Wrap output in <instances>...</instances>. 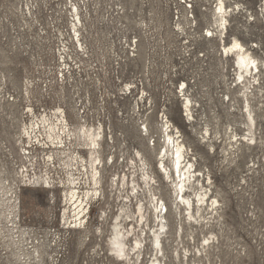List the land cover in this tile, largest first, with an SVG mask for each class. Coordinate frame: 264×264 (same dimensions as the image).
Segmentation results:
<instances>
[{"label":"rangeland","instance_id":"1","mask_svg":"<svg viewBox=\"0 0 264 264\" xmlns=\"http://www.w3.org/2000/svg\"><path fill=\"white\" fill-rule=\"evenodd\" d=\"M218 4L0 0V180L8 179L20 199L13 223L0 215V264H150L149 238L144 258L131 262H121L108 247L113 218L128 192L132 195L115 175L140 178L141 158L154 172L158 198L169 209L163 264H264V67L253 93L248 92L256 123L250 133L242 91L248 82L241 84L237 76L235 53L223 51L236 38L264 66V0H227L232 15L224 36L215 24ZM75 5L82 15L83 48L73 40ZM186 98L192 104L190 117ZM58 108L74 133L85 122L89 128L103 126V159L114 157L102 173L105 195L89 200L82 229H73V214L65 212L70 205L64 191L72 171L60 152L80 151L90 162L88 151H82L86 143L77 136L60 148L59 139L39 136L41 127L33 140L23 136L25 125L40 123ZM167 120L169 130L179 131L176 136H181L200 184L211 200L219 201L217 207L210 201L201 218L195 213L198 222L181 218L172 203V184L157 170L160 153L170 151L163 128ZM250 134L256 145L236 142ZM20 148L28 149L29 159ZM170 153L164 163L171 171ZM73 174L80 193L87 191L89 175L75 169ZM28 176L36 183L28 186ZM40 178H48L50 185H42ZM126 205L133 211L136 200ZM126 224L132 228L136 222ZM140 227L149 232L148 224H140L138 231ZM36 247L41 254L36 260L22 251L33 253Z\"/></svg>","mask_w":264,"mask_h":264},{"label":"bare ground","instance_id":"2","mask_svg":"<svg viewBox=\"0 0 264 264\" xmlns=\"http://www.w3.org/2000/svg\"><path fill=\"white\" fill-rule=\"evenodd\" d=\"M218 1L219 4L217 6V11L215 12V16H217L215 24L220 35L224 36L227 35L229 31L228 18L232 14L226 6L227 0ZM71 15L73 17L70 20L71 27L74 31L73 40L76 39L79 47L83 48V43H81L80 40V27L83 26V21L78 5L73 6V10L71 9ZM208 33L211 34L212 32L208 31ZM249 50L246 49L245 46L236 38L234 39L232 46H224L223 48L225 53H235V65L237 68L236 72L241 84L248 82L245 84L242 91H244L243 96L246 98V113L251 123H249L251 125V128L249 126V130H252V127L254 128L256 123L252 114V107L250 103L251 98H249L250 96L248 95V92L250 89V94L253 93L251 88L253 90L255 85H257L255 82H259L257 79L261 76L264 66L259 63L258 59L252 56ZM184 101L185 112L187 113V116L190 117L192 106L191 101L188 98H186ZM64 112V110L58 108L52 116L48 117V115H44L40 123H31L30 126L25 125L23 128V136L24 139L28 138L29 140H33L35 129L37 127H41L45 133L43 134L42 131L39 133V136L43 137V135H45L47 136L46 138L49 137V139H59L60 144H58L60 145V148L65 149L68 147V144H73L72 140L76 139L77 136L86 143L87 146L82 151H88V155L91 158L90 162L83 157V153L80 151H72L69 148L60 152L63 156L65 155V160H63L64 165L66 168H71L72 171V174L70 175L71 180L68 181L70 187L67 191H64L66 201L70 205L65 212L73 214V222L71 227L73 229H82L85 228V224L87 223L86 216L88 212V206L90 205L89 200H92L94 196L97 198L99 195H105V188L103 186L104 176L102 173L105 170L106 165L114 160V157H109L107 162L103 159L101 144L102 140L104 139L103 126H99V128H89L85 122V124H81L77 132L74 133L70 129L66 114ZM80 119L84 118L80 117ZM165 127V145L170 151H165L163 155V152L160 153L162 158L158 164L159 166L157 167V170L163 175L164 179L168 180L172 184V203L173 206L180 210L179 212L181 213V218L182 216L184 218L188 217V219L186 218L185 220H189L190 222H198L195 213L200 215L202 211L204 212L206 206L209 208L210 201L213 200L209 198V194L205 186L200 184L201 176L195 169L194 164L187 161L188 150L183 142H180L179 138H181V136H176V133L179 134V131L173 132L169 130L172 126H170V122L168 120L166 121V124L163 126V128ZM46 131H48V135H46ZM253 134H250V139H236V142L238 143L241 141L243 143L244 141H247L251 145H256V138ZM110 140L114 142V137L112 136ZM37 141H39V144H42L43 142V145H47L44 139L42 142L40 140ZM36 146L37 143L34 145L32 143L31 147L33 148ZM20 149L25 153L24 155L21 154L22 157L29 159L31 155L29 153L27 154L28 149ZM168 153L171 155V171L164 163L165 157L168 155ZM138 154L141 157L139 152ZM51 159H53V156L50 155L49 160ZM141 163L142 167L140 178H133L132 180H129L126 179V175L123 177L119 175V173L115 175V177H117L119 180V185L123 187L124 191L126 190L125 188L128 187V189L132 191V195H130L128 192L126 197L127 200L124 199L125 203L121 207L120 213H118L113 218V222L111 224L112 228H110L112 230L110 231L111 235L109 237L108 247L111 254L121 262H131L136 257L138 259L141 257L144 258L143 244L145 245L147 239L149 238L153 247L150 264H163V261H165L164 258L166 256L163 249L164 241L169 234L167 223V214L169 209L164 200L162 198H158L156 193L157 181L156 177L154 176V172H151L149 165L143 160V158H141ZM74 169L80 174L85 173L84 175H89V178L91 179V183L89 185L90 187L87 191L81 192L82 194L80 193L81 183L78 182L79 178H75L76 175L73 174ZM25 173H28V170ZM25 181V183L30 182L28 186H30L31 183H36V180L33 182V179L29 176ZM40 182H42V185H50L51 183L48 181V178L47 181H44V178H40ZM113 182L116 183V180H113ZM188 190L189 193L187 192ZM135 200V209L130 212L127 211L126 203L134 205ZM19 204L20 199L13 191L12 186L8 184V179L0 180V215L3 216L5 220L13 223V221L18 218V213L20 212ZM218 204L219 201L215 200L212 202L211 206L217 207L219 206ZM104 214L106 215L107 211H104ZM201 217L202 216L200 215L199 218ZM132 220L136 222L137 226L134 225L132 228L127 227L126 223L129 221L132 222ZM150 222H152V226L149 225L151 224ZM143 223L148 224V227L150 226L149 232H146L142 227H140L143 229H140L141 232L137 230L140 224ZM179 228L182 231V234H184L183 223L180 224ZM13 230L14 229L10 230V232ZM23 235L24 233H22V236ZM24 248L22 251H24L27 256H33V258L35 257V260L41 257L40 250H38L37 247L34 249L35 251L33 253L26 251Z\"/></svg>","mask_w":264,"mask_h":264}]
</instances>
